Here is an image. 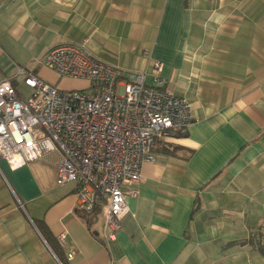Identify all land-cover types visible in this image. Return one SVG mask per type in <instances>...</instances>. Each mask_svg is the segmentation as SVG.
<instances>
[{
	"label": "crops",
	"instance_id": "obj_1",
	"mask_svg": "<svg viewBox=\"0 0 264 264\" xmlns=\"http://www.w3.org/2000/svg\"><path fill=\"white\" fill-rule=\"evenodd\" d=\"M64 44L121 79H159L193 121L155 140L109 243L74 185H55L56 152L16 170L0 159V264H264V0H2L0 83L21 98L20 70L57 88L40 59Z\"/></svg>",
	"mask_w": 264,
	"mask_h": 264
},
{
	"label": "built area",
	"instance_id": "obj_2",
	"mask_svg": "<svg viewBox=\"0 0 264 264\" xmlns=\"http://www.w3.org/2000/svg\"><path fill=\"white\" fill-rule=\"evenodd\" d=\"M40 62L61 78L88 81V91H61L20 70L30 90L21 98L2 81L0 159L16 170L56 152L55 185L73 184L80 208L99 209L109 243L128 213L126 199L136 194L143 164L154 160L155 140L185 130L193 121L191 105L157 78L154 86L141 74L121 79L83 45L54 46ZM160 68L153 63L154 74Z\"/></svg>",
	"mask_w": 264,
	"mask_h": 264
},
{
	"label": "trees",
	"instance_id": "obj_3",
	"mask_svg": "<svg viewBox=\"0 0 264 264\" xmlns=\"http://www.w3.org/2000/svg\"><path fill=\"white\" fill-rule=\"evenodd\" d=\"M82 211V210H81ZM83 214L82 215H80V217H81V219H82V221L86 224V226H89L90 224H92L95 220H96V218H97V216L99 215V209L98 208H96L94 211H92V212H86V211H84L83 210ZM257 233H260V234H262L263 235V233L262 232H257ZM257 233H256V235H254L253 236V238L254 239H260V238H264V236H261L260 234L259 235H257ZM46 236V237H45ZM45 239L47 240V242H49L50 243V245H51V247L56 251V249H57V245L55 244V243H52V242H50V239H49V237H48V234L45 232ZM259 236V237H258ZM258 250H259V252L261 253V254H264V247H262V246H258V247H256ZM62 261V260H61Z\"/></svg>",
	"mask_w": 264,
	"mask_h": 264
},
{
	"label": "rangeland",
	"instance_id": "obj_4",
	"mask_svg": "<svg viewBox=\"0 0 264 264\" xmlns=\"http://www.w3.org/2000/svg\"><path fill=\"white\" fill-rule=\"evenodd\" d=\"M58 79L60 80L61 77ZM59 80L57 81V88L61 91H76L77 89L74 88V86L76 85L73 81V79H71L72 81H62V82H59ZM58 156V155H57ZM259 232H264L263 231H259ZM260 233H257V235H259ZM256 235V234H255ZM261 236H264V233L263 235L260 234ZM259 237V236H258Z\"/></svg>",
	"mask_w": 264,
	"mask_h": 264
}]
</instances>
